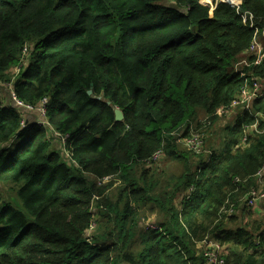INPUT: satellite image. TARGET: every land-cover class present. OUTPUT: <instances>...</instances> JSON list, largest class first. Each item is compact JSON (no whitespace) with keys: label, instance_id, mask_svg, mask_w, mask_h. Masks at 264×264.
Returning a JSON list of instances; mask_svg holds the SVG:
<instances>
[{"label":"trees","instance_id":"trees-1","mask_svg":"<svg viewBox=\"0 0 264 264\" xmlns=\"http://www.w3.org/2000/svg\"><path fill=\"white\" fill-rule=\"evenodd\" d=\"M167 1L0 0V264H206L204 240L224 264H264V219L244 202L264 164V96L210 139L253 30L226 4ZM240 1L264 30V0ZM246 61L262 92L264 57ZM44 98L50 129L15 103Z\"/></svg>","mask_w":264,"mask_h":264},{"label":"built area","instance_id":"built-area-1","mask_svg":"<svg viewBox=\"0 0 264 264\" xmlns=\"http://www.w3.org/2000/svg\"><path fill=\"white\" fill-rule=\"evenodd\" d=\"M226 4L230 6L231 9L235 10L237 15L242 18L243 23H246L249 21V28L253 30V39L251 41L250 50L257 51V55L254 56V62L253 65H259L264 57V51L261 49L258 37H261L264 40V30L260 31L253 23L254 17L252 14H249L248 12H242L241 11V1L240 0H214V2L210 3V6H216L217 4ZM261 32V34H260ZM242 66H249L248 62L246 60H242L237 66L235 67V72H237L240 76V78L243 80L244 84L242 85L240 91H239V98L235 101H233L228 107H221L216 110L215 115L217 117H223L229 115L233 110L237 108H241L242 111H249L250 104L254 100L260 99L263 94L260 92V87L258 81L254 77H249L244 75L241 72ZM15 103L17 106L22 107L25 109L26 113L35 114L37 116V123L40 126L47 127L50 129L47 121L45 120V111H46V104H47V98L42 99V101L39 103L37 108H33L31 106H25L19 101L15 100ZM26 123V121H24ZM24 123V124H25ZM256 126H250L248 127L243 126L244 129V136L242 138V142H246V133H249L251 130H255ZM246 137V138H245ZM67 139V136L62 140L63 142ZM185 148H187L192 153L199 155L203 153V141L198 136V134L194 131H191L190 136L185 138L183 140ZM157 155L153 157V161H156L160 153H156ZM254 181L256 182L258 187H254L250 190L248 193L245 204L247 208H253L255 207L259 202L264 201V191L262 190L264 188V164L261 167V169L257 172V174L253 177ZM107 180V179H105ZM240 181L238 179L234 180V184H239ZM194 190V189H193ZM192 190V191H193ZM226 207V206H225ZM234 211L232 207L223 208L221 211V215H227L231 216L233 215ZM259 236H264V230L259 233ZM256 246L259 245V240L255 243ZM197 247L199 250H202L204 258L207 259L208 264H224V260L222 259V256L224 255V248L221 247L218 243L210 242L209 240H204L197 244Z\"/></svg>","mask_w":264,"mask_h":264},{"label":"rangeland","instance_id":"rangeland-1","mask_svg":"<svg viewBox=\"0 0 264 264\" xmlns=\"http://www.w3.org/2000/svg\"><path fill=\"white\" fill-rule=\"evenodd\" d=\"M171 0H168L167 2H169V3H171L170 2ZM207 1H209V5H210V3H212V0H207ZM230 7V6H229ZM261 42V46L264 48V42L261 40L260 41ZM234 112L232 111L229 115H227V116H225L224 118H222L221 119V121H219L218 123H216L213 127H212V129H211V133H210V139H213V140H215L216 138H217V140L219 141V142H221L222 140H223V138H229L230 136H232L230 133H227V134H223V133H220V130H224L225 129V127H227V125H229V122H230V120L231 119H229V116L231 115V114H233ZM231 117V116H230ZM243 136H244V132H243ZM243 136H242V138H243ZM246 136L248 137V133H246ZM242 138H241V143H243L242 142ZM246 138V137H245ZM247 139V138H246ZM218 142V143H219ZM228 142H230V141H228ZM157 154H154L153 156H152V160H153V157L154 156H156ZM162 159V161H163V168H167L168 166H167V164L165 163V160H163V158H161ZM158 164V163H157ZM161 167L159 166V169H158V171H161ZM174 171H182V167H177V168H175L174 169ZM239 180V179H238ZM109 182L110 181V179H108V180H105L104 181V183H106V182ZM240 183H242V181H240ZM170 184H172V182H170ZM254 184H255V186L256 187H258L259 185H257L256 184V182L254 181ZM119 186V183H117V181L112 185V187L108 190V192L110 193V194H113V196H115V193H116V189H115V187H118ZM264 186V185H263ZM253 189V188H252ZM189 192H190V194L192 193V190H193V186H191V187H189ZM168 191H171V188H168ZM158 192V188L156 189V190H154L153 192H151L150 193V195L152 196V195H154V194H156ZM174 197H175V199L176 200H180L181 198H182V195H181V193H177V194H175L174 195ZM139 211H141V212H144V215H145V218H146V221H145V223H144V228H146V229H156L157 227H156V225L154 224V217H156L157 216V213L156 212H153L152 214H150V211L148 210V208H147V206L146 207H144V208H142V209H140ZM197 244H199V243H197ZM196 249L198 250V247L196 246ZM206 264H208V263H206Z\"/></svg>","mask_w":264,"mask_h":264},{"label":"crops","instance_id":"crops-1","mask_svg":"<svg viewBox=\"0 0 264 264\" xmlns=\"http://www.w3.org/2000/svg\"><path fill=\"white\" fill-rule=\"evenodd\" d=\"M258 42H259V45H260V47H261V49L264 51V48L261 46V40L264 42V40L261 38V37H258ZM257 55V51H253V50H248L246 53H243L242 54V56H241V59L242 60H248V58H254V56H256ZM259 87H260V85H259ZM264 89L262 90V94H263V96H264ZM4 96V95H3ZM262 96V97H263ZM261 97V98H262ZM260 98V99H261ZM259 100V99H258ZM255 101V100H254ZM251 105V104H250ZM249 111H250V108H249ZM234 113L233 114H231L230 116H233V115H237V117L238 116H240L243 112H245V111H242V109L241 108H237L236 110H234L233 111ZM229 116V119H231V117ZM35 117V118H34ZM237 117H235L234 116V118H232L231 120H230V123L231 122H233L234 121V119L235 118H237ZM241 117V116H240ZM30 118H31V121H32V123L34 122V121H36L37 120V118H36V116H34V115H30ZM27 119V118H26ZM29 120V119H28ZM26 121V120H25ZM249 210H251L252 211V213H254L253 215H254V218H261V219H264V201H261V202H259L255 207H253V208H248V210H245V211H249Z\"/></svg>","mask_w":264,"mask_h":264},{"label":"water","instance_id":"water-1","mask_svg":"<svg viewBox=\"0 0 264 264\" xmlns=\"http://www.w3.org/2000/svg\"><path fill=\"white\" fill-rule=\"evenodd\" d=\"M177 10L179 11V9H177ZM87 93L89 95H91V91H88ZM97 99H99V98H97ZM13 107H16V106L14 105ZM20 110L22 112H26L25 109L22 108V107H20ZM114 114H115V121H122L123 120V114H122V112L119 109H115Z\"/></svg>","mask_w":264,"mask_h":264},{"label":"bare ground","instance_id":"bare-ground-1","mask_svg":"<svg viewBox=\"0 0 264 264\" xmlns=\"http://www.w3.org/2000/svg\"><path fill=\"white\" fill-rule=\"evenodd\" d=\"M207 3H209V1L205 0Z\"/></svg>","mask_w":264,"mask_h":264}]
</instances>
